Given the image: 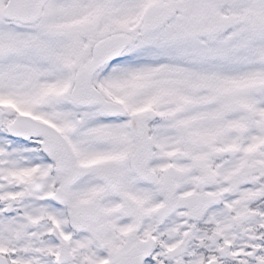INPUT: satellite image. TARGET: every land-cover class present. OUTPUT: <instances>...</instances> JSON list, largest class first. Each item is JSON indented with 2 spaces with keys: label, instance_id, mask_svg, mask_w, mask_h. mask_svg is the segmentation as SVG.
<instances>
[{
  "label": "snow or ice",
  "instance_id": "snow-or-ice-1",
  "mask_svg": "<svg viewBox=\"0 0 264 264\" xmlns=\"http://www.w3.org/2000/svg\"><path fill=\"white\" fill-rule=\"evenodd\" d=\"M0 264H264V0H0Z\"/></svg>",
  "mask_w": 264,
  "mask_h": 264
}]
</instances>
